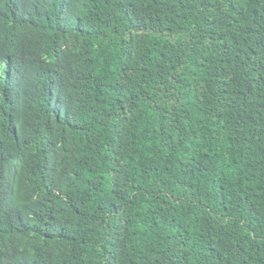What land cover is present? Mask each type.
I'll return each mask as SVG.
<instances>
[{"label": "trees", "instance_id": "1", "mask_svg": "<svg viewBox=\"0 0 264 264\" xmlns=\"http://www.w3.org/2000/svg\"><path fill=\"white\" fill-rule=\"evenodd\" d=\"M0 264H264V0H0Z\"/></svg>", "mask_w": 264, "mask_h": 264}]
</instances>
